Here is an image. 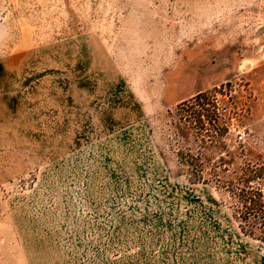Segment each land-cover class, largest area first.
I'll list each match as a JSON object with an SVG mask.
<instances>
[{"label": "rangeland", "instance_id": "obj_1", "mask_svg": "<svg viewBox=\"0 0 264 264\" xmlns=\"http://www.w3.org/2000/svg\"><path fill=\"white\" fill-rule=\"evenodd\" d=\"M207 90L203 142L176 106ZM248 162L264 0H0V264H264L224 183Z\"/></svg>", "mask_w": 264, "mask_h": 264}, {"label": "trees", "instance_id": "obj_2", "mask_svg": "<svg viewBox=\"0 0 264 264\" xmlns=\"http://www.w3.org/2000/svg\"><path fill=\"white\" fill-rule=\"evenodd\" d=\"M214 91H201L177 104L180 120H183L200 138L211 141L227 128L223 115L217 106ZM185 161L189 167V180L205 181L203 163L199 156L187 153ZM218 181V178H211ZM233 199L234 215L240 231L264 242V163H246L240 167L237 176L226 180Z\"/></svg>", "mask_w": 264, "mask_h": 264}]
</instances>
